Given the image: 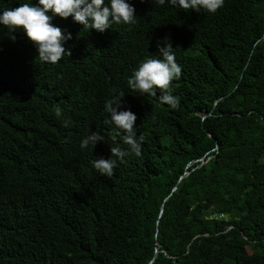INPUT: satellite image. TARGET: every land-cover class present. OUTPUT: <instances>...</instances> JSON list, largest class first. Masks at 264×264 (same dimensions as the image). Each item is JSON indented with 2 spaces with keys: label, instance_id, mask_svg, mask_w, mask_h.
I'll return each instance as SVG.
<instances>
[{
  "label": "trees",
  "instance_id": "1",
  "mask_svg": "<svg viewBox=\"0 0 264 264\" xmlns=\"http://www.w3.org/2000/svg\"><path fill=\"white\" fill-rule=\"evenodd\" d=\"M127 2L136 23L103 33L54 18L72 34L54 65L0 27V264H264V0ZM165 39L177 109L127 85ZM121 91L145 142L106 178L91 161L128 148L105 123Z\"/></svg>",
  "mask_w": 264,
  "mask_h": 264
},
{
  "label": "clouds",
  "instance_id": "2",
  "mask_svg": "<svg viewBox=\"0 0 264 264\" xmlns=\"http://www.w3.org/2000/svg\"><path fill=\"white\" fill-rule=\"evenodd\" d=\"M157 3H165L184 10L196 13L201 10L214 14L224 6L225 0H157ZM134 7L127 0H32L20 3L15 8L0 10V27L6 28L9 33L17 30L23 31L25 37L33 43L41 62L56 64L65 55H70V50L64 47L66 41L72 38V34L54 25V18L71 17L88 30L94 29L103 33L112 24H135L137 17ZM15 40V36H10ZM164 46L159 48L160 58H146L139 63L127 79L128 87L141 95H157L160 90L159 100L170 109L179 107V97L173 94L170 84L181 77V67L176 61V54L170 41L165 39ZM124 92L121 91L105 103L108 114L106 124L114 126L116 136H120L122 142L128 145L127 149L120 147L111 148L114 158H95L91 161L92 168L101 176L111 178L118 162L124 163V157L129 154L141 155L144 136L137 135L134 122L136 115L129 109L122 108L121 99ZM61 109L56 107L55 114L59 116ZM70 121L65 120L67 127ZM103 140L99 133L93 132L80 141V148L94 147L96 142Z\"/></svg>",
  "mask_w": 264,
  "mask_h": 264
},
{
  "label": "water",
  "instance_id": "3",
  "mask_svg": "<svg viewBox=\"0 0 264 264\" xmlns=\"http://www.w3.org/2000/svg\"><path fill=\"white\" fill-rule=\"evenodd\" d=\"M203 117H204V116H203ZM174 189H175V188H174ZM162 211H163V207H161L160 213H162ZM153 260H154V257H153V259L150 261L149 264H151V263L153 262Z\"/></svg>",
  "mask_w": 264,
  "mask_h": 264
}]
</instances>
